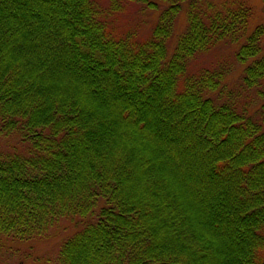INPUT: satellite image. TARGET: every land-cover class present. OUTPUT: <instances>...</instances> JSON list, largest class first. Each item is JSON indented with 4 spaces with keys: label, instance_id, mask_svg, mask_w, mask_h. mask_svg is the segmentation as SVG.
Listing matches in <instances>:
<instances>
[{
    "label": "trees",
    "instance_id": "16d2710c",
    "mask_svg": "<svg viewBox=\"0 0 264 264\" xmlns=\"http://www.w3.org/2000/svg\"><path fill=\"white\" fill-rule=\"evenodd\" d=\"M120 1L0 0V135L21 144L0 145V233L77 217L59 264H264V105L220 99L225 65L188 70L238 43L264 92V24L246 33L243 2L135 0L166 4L140 39L108 20Z\"/></svg>",
    "mask_w": 264,
    "mask_h": 264
},
{
    "label": "rangeland",
    "instance_id": "374dc122",
    "mask_svg": "<svg viewBox=\"0 0 264 264\" xmlns=\"http://www.w3.org/2000/svg\"><path fill=\"white\" fill-rule=\"evenodd\" d=\"M104 7H108V0H100ZM243 2L251 7V15L248 20L246 33H250L258 24H264V0H201L202 7L207 8L212 4L211 9H222L226 6H234ZM204 3V4H203ZM182 6L181 11L174 19L170 38L167 39L168 54L174 48L176 40L186 28L185 7L187 2ZM166 6L165 3L157 1L156 7L151 8L147 4L135 0H121L118 9L113 10L108 20L112 26L119 32L125 33L134 30L138 33L140 39H146L150 36L152 28L158 21L161 10ZM260 45L264 50V34L261 37ZM238 43L221 42L207 52L197 54L188 67L189 71H198L204 67L215 68L219 65L227 67V74L222 83L223 89L217 94L220 99L224 100L226 96L233 97L237 104L247 103L248 111L251 114H258L261 117L260 109L264 105V92H259L256 87L249 88L242 84V71L250 62V59L240 63L235 58V52L238 49ZM217 91L210 93L215 96ZM256 117V118H257ZM0 145L6 151H12L14 147H20L18 139L13 135H0ZM78 218L72 220L65 218L60 220L54 227L42 237H36L29 240H16L10 236L0 233V264H59L57 252L61 241L71 235L77 226ZM76 227H75V224ZM81 226V221H79Z\"/></svg>",
    "mask_w": 264,
    "mask_h": 264
}]
</instances>
